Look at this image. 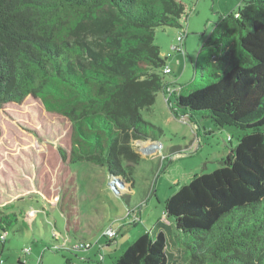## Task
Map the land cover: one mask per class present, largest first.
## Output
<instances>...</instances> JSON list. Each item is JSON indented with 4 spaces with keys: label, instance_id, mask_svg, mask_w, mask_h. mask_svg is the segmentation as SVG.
<instances>
[{
    "label": "trees",
    "instance_id": "trees-1",
    "mask_svg": "<svg viewBox=\"0 0 264 264\" xmlns=\"http://www.w3.org/2000/svg\"><path fill=\"white\" fill-rule=\"evenodd\" d=\"M243 5L239 19L221 15L205 43L206 83L172 96L233 130L236 146L165 200L168 226L157 220L111 264H169L172 229L189 264H264V0ZM186 12L183 0H0V108L37 97L72 124L64 160L129 182L140 160L133 143L148 137L141 110L167 86L155 30L182 28ZM10 208L0 210V254L17 222Z\"/></svg>",
    "mask_w": 264,
    "mask_h": 264
},
{
    "label": "rangeland",
    "instance_id": "rangeland-1",
    "mask_svg": "<svg viewBox=\"0 0 264 264\" xmlns=\"http://www.w3.org/2000/svg\"><path fill=\"white\" fill-rule=\"evenodd\" d=\"M245 1L183 0L187 15L180 20L182 28H156L154 41L162 58L169 52L175 57L182 55L170 47L177 33L186 30L185 71L179 81L183 87L192 81L206 83L201 73L209 72L205 65L210 49L205 43L220 16L236 13ZM200 51L199 69L194 72ZM171 55L167 59L176 72L181 68ZM172 77L164 75L167 81ZM141 116L148 123V137L133 143L140 160L129 182L121 177L123 186L117 190L127 193L121 196L109 186V176L101 166L69 163L61 157L60 148L67 153L73 135L66 117L48 112L30 95L0 108V210L7 212L12 207L10 211L17 215L3 243L4 264H65V257L80 264L85 263V257L96 264L101 256L104 264H111L144 229H151L160 218L165 220L168 197L194 175L219 167L221 158L237 144L235 137L231 144L227 140L233 130L217 127L204 111L190 112L177 108L173 101L167 103L161 92L153 105L141 110ZM154 140L161 143L158 150L151 145ZM140 216L141 222L134 220ZM77 224L84 225L81 236L91 244L87 251L70 249L80 241L73 228ZM109 227L119 231L117 243L102 236ZM171 231L166 230L169 264H189ZM24 247L31 248L26 257L21 251ZM100 247L102 252L98 253Z\"/></svg>",
    "mask_w": 264,
    "mask_h": 264
},
{
    "label": "built area",
    "instance_id": "built-area-1",
    "mask_svg": "<svg viewBox=\"0 0 264 264\" xmlns=\"http://www.w3.org/2000/svg\"><path fill=\"white\" fill-rule=\"evenodd\" d=\"M186 35V30L184 29L183 31H180L176 37H175V41L174 43H172L171 45V50L176 52V53H180L182 54L183 56L186 55V51H185V48H184V37ZM170 52L167 53L165 55V59L170 57ZM163 72L165 74H171L172 72V67L170 64L166 63L164 64L163 66ZM180 88H176V87H167V97H168V103H170V99L173 95H178L179 92H180ZM171 104V103H170ZM137 141H141V140H137ZM155 142L151 145H153L155 147V150H158L160 147H161V143L157 140H154ZM153 151V150H152ZM151 152V151H150ZM109 176V180H108V183H109V186L114 189L115 192H117L119 194V191L117 190L118 186H123V182L120 181L121 178H118V177H111L110 175ZM128 210L130 211L129 213H134V211L132 210V208H128ZM164 215V214H163ZM134 220H139V217L138 219L134 218ZM118 230H114L112 229L111 227L105 229L103 232H102V236L105 237V238H108L109 241L111 240H114L116 238V236L118 235ZM6 234H4L2 236V238L5 237ZM97 244V243H95ZM64 246V245H63ZM91 247V244L89 243V241H85V240H80L78 241L75 245H73L72 247H70V249L72 250H88L89 248ZM22 255L24 257H26L27 255L30 254V251H31V248L30 247H24L22 250ZM102 252V248L100 247L98 249V253H101ZM103 256L100 257V260H98L96 262V264H99L98 262H101L103 263ZM0 264H4V261L2 260L1 258V254H0ZM37 264H39V262H37ZM72 264H77L76 262H73ZM85 264H90V263H85ZM104 264V263H103Z\"/></svg>",
    "mask_w": 264,
    "mask_h": 264
},
{
    "label": "crops",
    "instance_id": "crops-1",
    "mask_svg": "<svg viewBox=\"0 0 264 264\" xmlns=\"http://www.w3.org/2000/svg\"><path fill=\"white\" fill-rule=\"evenodd\" d=\"M179 33V32H178ZM177 33V34H178ZM186 36H187V33H186V35H185V37H184V48H185V51H186V47H185V38H186ZM175 41V40H174ZM174 43V42H173ZM172 45V44H171ZM160 47V46H159ZM186 54H187V51H186ZM183 57L184 56H180V57H175V56H173V55H171V59H172V61L174 62V64H176V65H178V67H180L181 69H179L178 68V71H174V69H173V66L171 65V63L168 61V59L166 58L165 59V56H164V59H165V62L166 63H168V64H170L171 65V67H172V72H171V74H173V77L169 80V81H167V80H165V82L167 83V86L165 87V89L164 90H161V91H159L158 93H160L161 92V94L163 95V98L166 100V102L168 103V97H167V93H166V91H167V87H176V88H180L181 90H180V92L183 90V84L182 83H179V81L181 80V78H182V76H180L181 74L183 75V73H184V68H185V65H183L182 66V61H183ZM183 67V68H182ZM180 76V77H179ZM190 81H192V79L190 80ZM189 81V82H190ZM157 93V94H158ZM156 98H157V95H156ZM156 98H155V100H156ZM172 98V97H171ZM173 101V98L171 99V102ZM170 104V103H169ZM192 115V114H191ZM225 153V152H224ZM223 153V154H224ZM164 216V215H163ZM159 220V219H158ZM160 220H161V218H160ZM138 221H140L141 222V216L139 217V220ZM69 222H70V220L69 219H67V222H66V230H69V227H70V225H69ZM161 222L163 223V227H166V226H168L169 225V221L168 220H164V221H162L161 220ZM133 225H136L135 223L133 224ZM83 226L84 225H79V224H77V225H75V226H73V228H74V230H75V232L79 235V238H80V240H83L84 238H82V236H81V234H82V232H83V230H82V228H83ZM148 230H150V229H144L143 230V233L144 232H146V231H148ZM141 232V231H140ZM140 232H138L137 234H139ZM140 234H142V233H140ZM139 236V235H138ZM6 241V239L4 240V242ZM116 242L117 243V240L116 239H114V240H111V241H109V243H111V242ZM3 247V246H2ZM85 251H87V250H85ZM83 258V262H85V263H90L91 264V260L90 259H88V258H86L85 259V257H82ZM19 263H20V261H18ZM84 263V264H85Z\"/></svg>",
    "mask_w": 264,
    "mask_h": 264
},
{
    "label": "clouds",
    "instance_id": "clouds-1",
    "mask_svg": "<svg viewBox=\"0 0 264 264\" xmlns=\"http://www.w3.org/2000/svg\"><path fill=\"white\" fill-rule=\"evenodd\" d=\"M238 7L243 8V7H245V5L241 4V5H239ZM236 18H237V19L240 18V13H239V12L236 13Z\"/></svg>",
    "mask_w": 264,
    "mask_h": 264
}]
</instances>
